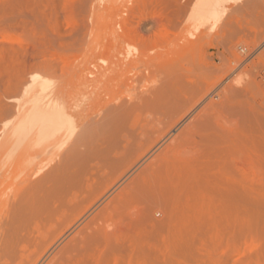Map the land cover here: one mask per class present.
Returning <instances> with one entry per match:
<instances>
[{"label": "rangeland", "instance_id": "374dc122", "mask_svg": "<svg viewBox=\"0 0 264 264\" xmlns=\"http://www.w3.org/2000/svg\"><path fill=\"white\" fill-rule=\"evenodd\" d=\"M37 71L41 81L52 82L53 93L75 106L82 129L85 120L90 126L85 124L81 134L78 128L68 144L73 158L69 154L67 191L55 193V207L35 214L37 220L34 215L27 224L25 217L16 219V245L27 248L21 246V257L14 253L6 258L18 264H42L52 254L60 255L61 264H98L102 259V264H264V0H0L3 126L22 95L23 80ZM134 82L138 91L148 86L143 90L150 96L144 97L154 93L153 100L140 98L142 90L140 106L133 101L132 109L96 124L97 115L104 117L108 105L118 104L124 86ZM131 89L123 100L135 96ZM151 101L156 102L149 106ZM22 162L5 157L0 164V201L7 200L0 205L4 225L12 215L7 203L16 192ZM88 166L89 171L81 170ZM30 226L35 239L23 242Z\"/></svg>", "mask_w": 264, "mask_h": 264}, {"label": "bare ground", "instance_id": "6f19581e", "mask_svg": "<svg viewBox=\"0 0 264 264\" xmlns=\"http://www.w3.org/2000/svg\"><path fill=\"white\" fill-rule=\"evenodd\" d=\"M96 1V0H95ZM99 1V0H98ZM103 2H105V1H103ZM123 2V1H122ZM128 2H130V1H128ZM127 3V2H126ZM96 4L97 5H100L98 2H96ZM102 5H104V4H102ZM120 5V4H119ZM103 8V7H102ZM12 38H14V37H12ZM123 61V60H122ZM139 61H140V59H139ZM139 61L137 60V66H140V63H139ZM120 62H121V59H120ZM128 62H129V60H128ZM128 62L126 63V65L129 67L130 65H128ZM133 64H131V65H134V64H136V62L133 60ZM129 63H131V60H130V62ZM124 64V63H123ZM87 66V65H86ZM122 66V65H121ZM126 67V66H125ZM131 67H133V66H130V68ZM87 68H89V67H87ZM134 68H136V67H134ZM85 69V68H84ZM90 69V68H89ZM94 70V69H93ZM127 70V69H126ZM131 70H132V68H131ZM129 71V70H128ZM36 72V71H35ZM33 73L32 75L30 74V76H31V79H25V80H23V84H22V90L20 91L21 93H22V95H21V97L20 98H18L19 100L17 101V99H16V101L17 102H15V105H14V107H15V109L14 110H12V112H8L9 113V117H10V119L9 120H7V121H5L4 120V126H3V134H4V140L2 141V144L0 145V164H1V162L5 159V157H7V158H15L16 160H22L23 162L22 163H20V165L22 164V166H21V168L19 169V170H21L22 172H19V173H22V175L20 176V179L18 178H16L17 180H19L18 181V183H17V186H16V192L13 194V196H12V194L11 193H9V194H11V198L8 200V203H7V206H8V204H9V207L11 206V212H12V215H10L9 216V218L7 219V221H6V217L5 218H3L5 221H6V223H5V225H4V223L3 222H0L1 223V225H2V223H3V227H2V229L0 230V264H18V263H15V262H13V261H11L12 259L10 258V259H8V258H6L7 256H11V254H14V253H18V256L17 257H21L22 255H24L23 253H21V252H23V250H21V246L23 245V244H21V246H20V249H18V246L16 245L17 243V241L20 239V238H18V234H20V232H18V230H19V227H18V225L16 224V219L17 218H19V217H25L26 218V224H27V222H29L28 221V219L31 217L32 218V215H34V220H37V218H36V216H35V214H37V213H41L42 211H44V210H48V208L49 207H55V205H54V201H52V198L54 197L53 195L55 194V193H58L57 195H60V193H65L66 191H67V183H68V177L70 176V172L68 173V171H69V167H70V160H69V150H70V147H68V144L70 143V141H72V139H73V137H75V135L77 134V130H78V128H80V129H82V127H81V121H80V117H78L77 115H79L80 116V114L78 113L77 115H75L74 113L76 112L75 110V106H73V108L70 106V105H67L66 104V102H65V100L63 99V97L62 96H58L59 95V93H58V95H56L55 93H53V91H52V87H53V85H52V82L50 83V82H48V80H43V81H41L40 80V75H39V72H38V74L37 73ZM85 73V72H84ZM88 73H90V72H88ZM142 73H144V72H142ZM28 74V75H29ZM91 74V73H90ZM27 75V76H28ZM139 75V74H138ZM84 76V75H83ZM144 77H145V74L143 75ZM29 77V76H28ZM87 77V76H86ZM89 78H90V76H89ZM137 78H139V77H137ZM141 78V77H140ZM138 79V82L139 83H141V79ZM146 78V77H145ZM84 79V78H83ZM88 79V78H87ZM91 79V78H90ZM53 80V79H52ZM49 81H50V78H49ZM137 81V80H136ZM142 81H143V79H142ZM55 82V81H54ZM127 82V81H126ZM129 82V81H128ZM147 82V81H146ZM134 83H136V84H134ZM134 83H131V88H136L137 86L136 85H138V83L137 82H134ZM52 85V87H51V85ZM97 84V83H96ZM133 84V85H132ZM94 85H95V83H94ZM93 85V86H94ZM102 85V84H101ZM106 85V84H105ZM119 85V84H118ZM117 85V86H118ZM124 85H125V82H124ZM140 85V84H139ZM143 85H144V83H143ZM92 86V87H93ZM99 86V85H98ZM103 86V85H102ZM102 86H99L98 88L100 89V87H102ZM116 86V85H115ZM116 86V87H117ZM135 86V87H134ZM142 86V85H141ZM141 86H140V88H141ZM108 87V86H107ZM119 87V86H118ZM118 87H117V89H118ZM124 87H126V91H125V89H124V91H120L121 92V98H119V101H118V104H116V105H114L113 103V105L111 104V106L110 105H108L109 106V108L108 109H106V111L104 112V117L102 116V118H100L99 117V115H97L98 116V118H97V120L95 121V123L96 124H98V123H100V121L102 122L104 119V122H106L107 120L106 119H110V118H112L114 115H116V113L115 112H118V114L120 113V111L121 110H129V108L130 109H132V106L131 105H134L136 102H137V97L138 96H140V93L139 92H142V90L143 89H148V86L147 87H145V88H141L142 90H136V89H138V88H136V89H134V91H136V93L134 94L135 96H136V98H134V97H132V95H131V97H130V100L131 101H129L128 100V98L127 97H125L124 98V100L122 99L123 97H124V95L126 96V94L124 93V92H127V89H128V94H130V93H133V92H129V90H132L130 87H128V85L126 84V86H124ZM21 88V87H20ZM96 88H97V85H96ZM97 88V89H98ZM139 88V89H140ZM150 88V87H149ZM57 89V88H56ZM59 89V88H58ZM57 89V90H58ZM95 89V88H94ZM116 89V90H117ZM56 90V91H57ZM101 90H102V88H101ZM119 90H121V89H118V92H119ZM87 91V90H86ZM96 91V90H95ZM146 90H143V92H145ZM60 92V91H59ZM106 92V91H105ZM104 92V93H105ZM116 93H117V91H115ZM115 92H114V95H113V97L115 96ZM147 92H150V90L149 91H147ZM20 93V94H21ZM62 93V92H61ZM83 93V92H82ZM123 93H124V95H123ZM151 93H152V91H151ZM19 94V95H20ZM71 94V93H70ZM69 94V95H70ZM73 94V93H72ZM89 94V93H88ZM87 93H86V95H88ZM109 94V93H108ZM118 94V93H117ZM145 94H147L146 92L145 93H143V95H141L140 96V98H142V99H145V97L144 96H150V95H145ZM154 94V93H153ZM152 94V95H153ZM152 95H151V97H148V99H145V100H149L150 98V100H153L152 99ZM80 96V95H79ZM94 96V95H93ZM110 96V95H109ZM123 96V97H122ZM130 96V95H129ZM143 96V97H142ZM74 97V96H73ZM81 97H83V96H81ZM110 97H112V96H110ZM117 97H119V96H117ZM94 98V97H93ZM127 98V99H126ZM133 98L134 99H136V100H133ZM140 98H138V101H140V102H137L138 103V105L140 104V103H142V102H144V101H142ZM147 98V97H146ZM154 98L156 99V98H158L157 96H156V94L154 95ZM75 99V98H74ZM77 99V98H76ZM83 99V98H82ZM112 99H114V98H112ZM116 99H118V98H115V100ZM122 99V100H121ZM140 99V100H139ZM93 100V99H92ZM109 100V99H108ZM121 100V101H120ZM125 100H127V102L125 101ZM135 103H134V102ZM81 102V101H80ZM97 102V101H96ZM107 102H109V101H107ZM112 102V101H111ZM110 102V103H111ZM114 102V101H113ZM119 102L121 103V104H119ZM122 102H126V103H128V104H124V105H122L123 103ZM147 102V101H146ZM153 102H156V101H153ZM152 101L150 102L151 104L149 105L148 103V105L149 106H152L153 103ZM71 103V102H70ZM72 103H73V101H72ZM77 103H78V101H77ZM75 104V103H74ZM93 104H94V102H93ZM146 104V103H145ZM73 105V104H72ZM87 105V104H86ZM136 105V104H135ZM138 105H137V107H138ZM141 105H143V104H141ZM154 105H155V103H154ZM80 106H82V105H79L78 107H80ZM100 106V105H99ZM140 106V105H139ZM101 107V106H100ZM142 107V106H141ZM141 107H140V109H141ZM81 108V107H80ZM133 108H135L136 109V107H133ZM145 108V107H144ZM143 108V109H144ZM147 109H148V106L146 107ZM152 108V107H151ZM154 108V107H153ZM152 108V109H153ZM72 109H75L74 111L72 110ZM86 109H88L87 107H86ZM90 109V108H89ZM93 109V108H92ZM151 109V110H152ZM142 110V109H141ZM7 111V110H6ZM77 111H79V110H77ZM89 111V110H88ZM91 111V110H90ZM102 111H103V109H102ZM102 111H100V112H102ZM131 111H133V110H131ZM154 111V110H153ZM152 111V112H153ZM157 111V110H156ZM98 112V111H97ZM123 112H125V111H123ZM6 113V112H5ZM99 113V112H98ZM122 113V112H121ZM141 113H143V112H141ZM85 114H88V113H85ZM100 114V113H99ZM123 114V113H122ZM128 113L126 112V115H127ZM131 114V113H130ZM136 114V113H135ZM156 114H158V113H156ZM94 115V114H93ZM133 115V114H132ZM143 115V114H142ZM148 115V114H147ZM88 116V115H87ZM92 116V115H91ZM86 117V116H85ZM95 117V116H94ZM118 117V116H117ZM128 117V116H127ZM129 117H130V115H129ZM132 117V116H131ZM131 117H130V119H131ZM91 118V117H90ZM104 118V119H103ZM119 118V117H118ZM87 119V118H86ZM122 119H123V117H122ZM138 119H141L140 117L138 118ZM137 119V120H138ZM89 120H91V119H89ZM153 120V119H152ZM158 120V119H157ZM84 121V120H83ZM86 121V120H85ZM85 121H84V126H86L85 124H87V122L85 123ZM112 121V120H111ZM121 121V120H120ZM128 121V120H127ZM131 121V120H130ZM139 121V120H138ZM137 121V122H138ZM142 121V120H141ZM103 122V123H104ZM113 122V121H112ZM111 122V123H112ZM119 122V121H118ZM123 122V121H122ZM148 122V121H147ZM156 122V121H155ZM158 122V121H157ZM162 122V121H161ZM2 123H3V121H2ZM102 123V124H103ZM127 123V122H126ZM138 123H140V122H138ZM149 123V122H148ZM148 123H146V124H148ZM108 124V123H107ZM122 124V123H121ZM160 124V123H159ZM88 126H90L89 125V123L87 124ZM105 125V124H104ZM109 125V124H108ZM113 125V124H112ZM118 125V124H117ZM134 125V124H133ZM140 125V124H139ZM144 125V124H143ZM160 125H162V124H160ZM169 125V124H168ZM174 125H176V124H174ZM178 125V124H177ZM83 126V129L85 130L86 129V127H88V126H86V127H84ZM96 126V125H95ZM97 126H99V125H97ZM122 126V125H121ZM145 126V125H144ZM106 127V126H105ZM110 127V126H109ZM116 127H118V126H116ZM127 127V126H126ZM136 127H137V125H136ZM142 127V126H141ZM166 127V126H165ZM185 127H187V126H185ZM184 127V128H185ZM91 129H93V126L91 125V127H90ZM100 128V127H99ZM99 128L97 127L96 128V131H99ZM107 128V127H106ZM147 128V127H146ZM153 128V127H152ZM174 128H176V127H174ZM79 129V130H80ZM83 129L82 130H78L79 132V134H81L82 133V131H83ZM90 129V130H91ZM108 129V128H107ZM116 129V128H115ZM151 129V128H150ZM186 129V128H185ZM1 130H2V128H1ZM88 130H89V128H87V131H86V133L88 132ZM113 130V129H112ZM144 130H145V127H144ZM147 130H148V128H147ZM154 130H155V128H154ZM162 130V129H161ZM160 130V131H161ZM165 130V129H164ZM92 131V130H91ZM105 131H107V130H105ZM119 131H121V130H119ZM170 131V130H169ZM179 131H180V129H179ZM116 132V131H115ZM147 132V131H146ZM151 132V131H150ZM173 132H175V131H173ZM185 132V131H184ZM85 133V134H86ZM91 135H92V133H93V135L92 136H94V131H92V133L91 132H89ZM96 133V132H95ZM118 133V132H117ZM133 133H134V131H133ZM0 134H1V136H2V133L0 132ZM97 134V133H96ZM105 134V133H104ZM107 134V133H106ZM114 134H116V133H114ZM135 134V133H134ZM145 134V133H144ZM149 134V133H148ZM160 134V133H159ZM166 134V133H165ZM182 134H184V133H182ZM181 134V135H182ZM88 135V134H87ZM118 135V134H117ZM168 135V134H167ZM178 135V134H177ZM180 135V134H179ZM180 135V136H181ZM184 135H186V134H184ZM220 135V134H219ZM0 136V137H1ZM86 135H84V137H85ZM90 135H88V137H89ZM97 136H99V135H97ZM105 136V135H104ZM107 136V135H106ZM110 136V135H109ZM137 136H138V134H137ZM145 136V135H144ZM159 136V135H158ZM3 137V136H2ZM77 138H76V140H75V144H77V141H78V136H76ZM83 137V138H84ZM100 137V136H99ZM99 137H98V139H99ZM125 137V136H124ZM170 137H172L171 136V134H170ZM176 137V136H175ZM187 136H185V138H186ZM82 137H80V140H82L81 139ZM93 137H91V139H92ZM105 138V137H104ZM115 138H116V136H115ZM129 138V137H128ZM141 138V137H140ZM153 138H154V136H153ZM177 138V140H178V137H176ZM223 138V137H222ZM75 139V138H74ZM85 139H86V137H85ZM87 139H89V138H87ZM97 139V138H96ZM95 139V140H96ZM172 139V138H171ZM220 139V138H219ZM79 140V142L78 143H80V142H82V141H80ZM93 141V140H91L92 142H96V141ZM175 141H176V139H174ZM88 141V140H87ZM116 141V140H115ZM114 141V142H115ZM122 141V140H121ZM132 141V140H131ZM182 141H184V139L182 140ZM185 141H187V139L185 140ZM89 142V141H88ZM156 142V141H155ZM163 142H164V140H163ZM174 142V141H173ZM181 141H179V143H180ZM85 143V142H84ZM91 143V142H90ZM159 143V142H158ZM161 143V142H160ZM176 143H177V141H176ZM178 143V144H179ZM82 144V143H81ZM88 144V143H87ZM113 144V143H112ZM119 144V143H118ZM117 144V145H118ZM165 144V143H164ZM171 144H173V143H171ZM181 144V143H180ZM72 145H74V144H72ZM84 145V144H83ZM90 144H88V146H89ZM94 145H96V144H94ZM100 145V144H99ZM108 145V144H107ZM122 145V144H121ZM137 145V144H136ZM170 145V144H169ZM77 146V145H76ZM85 146H86V144H85ZM84 146V147H85ZM97 146V145H96ZM112 146V145H111ZM119 146V145H118ZM182 146V145H181ZM78 147V146H77ZM83 147V148H84ZM100 147V146H99ZM144 147V146H143ZM153 147V146H152ZM156 147H158V146H156ZM155 147V148H156ZM161 147H163V146H161ZM174 147V146H173ZM74 148V147H73ZM86 148V147H85ZM90 148V147H89ZM97 148V147H96ZM96 148H93V149H96ZM103 148V147H102ZM105 148V147H104ZM107 148V147H106ZM105 148V149H106ZM128 148V147H127ZM133 148V147H132ZM80 149V148H79ZM78 149V150H79ZM82 149V148H81ZM87 149V148H86ZM91 149V148H90ZM110 149H111V147H110ZM161 149V148H160ZM160 149H158L157 148V150L158 151H160ZM164 149V148H163ZM100 150H101V148H100ZM109 150V149H108ZM162 150V149H161ZM177 150H178V148H177ZM181 150H183V149H181ZM82 152H84L85 150H81ZM118 151H120V150H118ZM151 151H154V150H151ZM175 151V150H174ZM76 152V151H75ZM74 152V153H75ZM81 152V153H82ZM86 152V151H85ZM99 152V151H98ZM102 152H104V151H102ZM106 152V151H105ZM104 152V153H105ZM110 152V151H109ZM108 152V153H109ZM116 152V151H115ZM162 152V151H161ZM169 152V151H168ZM171 153H172V150L170 151ZM89 153H92V151L90 152L89 151ZM88 153V154H89ZM145 153V152H144ZM155 153V152H154ZM76 154V153H75ZM86 154H87V152H86ZM97 154V153H96ZM99 154V153H98ZM103 154V153H102ZM102 154H100V155H102ZM116 154V153H115ZM147 154V153H146ZM180 154H182L181 152H180ZM43 156L42 158L40 157V156ZM48 155H51L50 157H48V158H46V157H44V156H48ZM53 155V156H52ZM71 155V154H70ZM90 155V154H89ZM92 155H93V153H92ZM91 155V156H92ZM95 155V154H94ZM110 155V154H109ZM151 155V154H150ZM157 156H158V154H156ZM179 155V154H178ZM186 156H187V154H185ZM72 156V155H71ZM76 157H77V155H75ZM149 156V155H148ZM148 156H147V158H148ZM170 156V155H169ZM37 157H39L40 159L36 162V161H34V159L35 158H37ZM56 157H58L57 159H55ZM80 157V156H79ZM87 157H88V155H87ZM86 157V158H87ZM100 157V156H99ZM119 157V156H118ZM146 157V156H145ZM144 157V158H145ZM155 157V156H154ZM171 157V156H170ZM72 158H73V156H72ZM95 158H97V157H95ZM103 158V157H102ZM158 158V157H157ZM161 158V157H160ZM171 158H173V157H171ZM76 159V158H75ZM77 159H78V157H77ZM82 159V158H81ZM93 159V158H92ZM91 159V160H92ZM104 159V158H103ZM109 159V158H108ZM118 159V158H117ZM120 159V158H119ZM36 160V159H35ZM87 160V159H86ZM95 160V159H94ZM116 160V159H115ZM143 160V159H142ZM156 160V159H155ZM158 160H159V158H158ZM186 160H187V158H186ZM77 161V160H76ZM80 161V160H79ZM83 161H84V159H83ZM101 161V160H100ZM118 161V160H117ZM157 161V160H156ZM160 161V160H159ZM6 162V161H5ZM72 162H74V161H71V167H73L72 166ZM80 162H82V161H80ZM174 162V161H173ZM176 162V161H175ZM182 162V161H181ZM184 162V161H183ZM188 162V161H187ZM77 163V162H76ZM85 163V162H84ZM157 163V162H156ZM189 163H191V162H189ZM74 164V163H73ZM80 164V163H79ZM86 164H87V162H86ZM93 164V163H92ZM92 164H91V166H92ZM98 164V163H97ZM152 164V163H151ZM160 164V163H159ZM170 164V163H169ZM13 165V164H12ZM88 165H90V164H88ZM156 165V168H157V164H155ZM189 165V164H188ZM79 166V168H80V165H78ZM82 166V165H81ZM94 166V165H93ZM92 166V167H93ZM148 166H150V164L148 165ZM148 166H147V168H148ZM160 166V165H159ZM171 165H169V167H170ZM176 166V165H175ZM174 166V167H175ZM8 167V166H7ZM97 167V166H96ZM129 167V166H128ZM146 167V166H145ZM144 167V168H145ZM186 167V166H185ZM2 168V167H1ZM0 168V169H1ZM19 168V167H18ZM89 168H90V166H88V170L86 169V168H82L81 167V170L83 171V169H85L86 171H89ZM151 168V167H150ZM163 168V167H162ZM172 168H173V166H172ZM179 168V167H178ZM9 169V168H8ZM15 169V168H14ZM125 169H126V167H125ZM167 169H168V167H167ZM166 169V170H167ZM185 169V168H184ZM5 170V169H4ZM4 170H2V171H4ZM16 170V169H15ZM141 170H143V169H141ZM148 170V169H147ZM152 170H154L153 168H152ZM158 170H159V168H158ZM163 170V169H162ZM164 170H165V168H164ZM175 170V169H174ZM187 170H188V168H187ZM1 171V170H0ZM6 172H7V170H5ZM5 171L3 172V173H5ZM13 171V170H12ZM77 171H78V169H77ZM85 171V172H86ZM149 171H150V169H149ZM154 171H156V170H154ZM182 171V170H181ZM186 171V170H185ZM11 172V171H10ZM76 172V171H75ZM74 172V173H75ZM85 172H83L84 174H85ZM122 172H124V171H122ZM162 172V171H161ZM163 172H165V171H163ZM174 172V171H173ZM1 173V172H0ZM15 173V172H14ZM74 173H72V174H74ZM82 173V174H83ZM87 173V172H86ZM90 173V172H89ZM144 173V172H143ZM156 173H157V171H156ZM2 174V173H1ZM68 174H69V176H68ZM77 174H78V172H77ZM151 174V173H150ZM149 174V175H150ZM182 174V173H181ZM14 175H17V173H15ZM76 175V174H75ZM75 175L73 176L72 175V177L74 178L75 177ZM81 175V174H80ZM143 175H146V174H143ZM152 175V174H151ZM151 175H150V177H151ZM159 175H160V172H159ZM164 175H165V173H164ZM4 176H6V175H4ZM18 176V175H17ZM16 176V177H17ZM133 176V175H132ZM136 176V175H135ZM168 176V175H167ZM83 177V176H82ZM146 177V176H145ZM166 177V176H165ZM177 177V176H176ZM6 178V177H5ZM12 178H14V177H12ZM70 178V177H69ZM131 178V177H130ZM129 178V179H130ZM136 178V177H135ZM138 178V177H137ZM152 178V177H151ZM158 178V177H157ZM162 178V177H161ZM3 178H1V176H0V180H2ZM15 179V178H14ZM14 179H13V181H14ZM15 179V180H16ZM72 179V178H71ZM79 179V178H78ZM84 179V178H83ZM132 179H133V177H132ZM146 179H148L147 177H146ZM166 179H167V177H166ZM173 179H175V178H173ZM172 179V180H173ZM8 180V179H7ZM17 180H16V182H17ZM77 180V179H76ZM85 180H87V179H85ZM123 180V179H122ZM142 180V179H141ZM12 181V182H13ZM12 182H10L11 184H12ZM74 182V181H73ZM78 182V181H77ZM76 182V183H77ZM81 182V181H80ZM79 182V183H80ZM85 182V181H84ZM83 182V183H84ZM114 182V181H113ZM133 182V181H132ZM138 182L140 183V181L138 180ZM161 182H163V181H161ZM88 183V182H87ZM117 183V182H116ZM134 183V182H133ZM132 183V184H133ZM137 183V182H136ZM78 184V183H77ZM85 184V183H84ZM83 184V185H84ZM141 184V183H140ZM4 185V184H3ZM3 185H1L0 184V187H3ZM16 185V184H15ZM135 185V184H134ZM137 185V184H136ZM11 186V185H10ZM14 186V185H13ZM68 186H70V185H68ZM77 187H78V185H76ZM87 186H88V184H87ZM86 186V187H87ZM133 186V185H132ZM138 186V185H137ZM136 186V187H137ZM140 186V185H139ZM143 186V185H142ZM12 187V186H11ZM73 187V186H72ZM79 187H80V185H79ZM141 187V186H140ZM139 187V188H140ZM176 187H177V185H176ZM7 188V187H6ZM135 188V187H134ZM221 188V186L219 187V189ZM68 189H70V188H68ZM122 189V188H121ZM124 189H125V187H124ZM3 190H4V188H3ZM6 190H8V189H6ZM66 190V191H65ZM123 190V189H122ZM217 190V189H216ZM215 190V191H216ZM222 190H224V189H222ZM2 191V190H1ZM12 191H14L13 189H12ZM215 191H212V192H215ZM218 191V190H217ZM227 191V190H226ZM225 191V192H226ZM8 192V191H7ZM228 192V191H227ZM76 193V192H75ZM74 193V194H75ZM216 193V192H215ZM223 193V192H222ZM62 194V195H63ZM71 194V193H70ZM217 194V193H216ZM226 193H224L223 194V196L225 195ZM2 195V194H1ZM4 195V194H3ZM221 194L219 193V196H220ZM5 196V195H4ZM56 196V195H55ZM66 196V195H65ZM123 196V195H122ZM124 196H125V192H124ZM227 197H228V195H226ZM3 197V196H2ZM10 197V196H9ZM114 198H115V196H113ZM116 197H118V196H116ZM123 198V197H122ZM6 199V197H4V200L3 201H0V205L2 206L3 205V203H4V205H6L5 203H6V201L7 200H5ZM58 199L60 200V197H58ZM71 199H73V198H71ZM205 199V198H204ZM220 199V198H219ZM115 200V203L117 202L116 201V199H114ZM113 200V201H114ZM118 200V199H117ZM123 200V199H122ZM63 201V200H62ZM74 201H75V199H74ZM110 201H112V200H110ZM212 201V200H211ZM223 201H225V200H223ZM227 201V200H226ZM1 202H2V204H1ZM55 202H56V200H55ZM67 202V201H66ZM122 202V201H121ZM120 202V204L119 205H121L122 203ZM123 202H124V200H123ZM215 202V201H214ZM51 203V204H50ZM61 204H63V203H61ZM61 204H58L57 205V207L59 206H61ZM73 203H71V205H72ZM75 204V203H74ZM110 204V203H109ZM113 204V203H112ZM211 204V203H210ZM64 205V204H63ZM68 205V204H67ZM66 205V206H67ZM223 205V204H222ZM258 205V204H257ZM7 206H3V207H5V209H7V211H8V209L9 208H6ZM110 206V205H109ZM116 206H117V204H116ZM233 206V205H232ZM245 206V205H244ZM253 206V205H252ZM264 206V205H263ZM56 207V208H57ZM98 207V206H97ZM104 207H105V205H104ZM119 207V206H118ZM255 207L256 206H254V209H255ZM109 208V207H108ZM115 208V207H114ZM263 207H261V209H262ZM213 209V208H212ZM244 209V208H243ZM264 209V208H263ZM4 210V209H3ZM98 210V209H97ZM100 210V209H99ZM102 210V209H101ZM112 210V209H111ZM235 210V209H234ZM240 210H241V208H240ZM248 210V209H247ZM256 210V209H255ZM258 210V209H257ZM1 211H2V208H1ZM6 211V210H5ZM5 211H3V212H5ZM48 211H51L50 210V208H49V210ZM58 211H59V209H58ZM61 211V210H60ZM71 211V210H70ZM225 211V210H224ZM223 211V212H224ZM239 211V210H238ZM243 211V210H242ZM46 212V211H45ZM62 212V211H61ZM66 212V211H65ZM105 212V211H104ZM214 212V211H213ZM251 212V211H250ZM8 213H9V211H8ZM47 213V212H46ZM50 213V212H49ZM63 214H64V212H62ZM100 212H98V214H99ZM106 213V212H105ZM104 213V214H105ZM244 213V212H243ZM242 213V214H243ZM43 214V213H42ZM88 214H89V212H88ZM95 214V213H94ZM93 214V215H94ZM241 214V213H240ZM259 214V213H258ZM41 215V214H40ZM45 215V214H44ZM65 215H67V214H65ZM85 215V214H84ZM92 215V214H91ZM203 215V214H202ZM3 216V215H2ZM6 216V215H5ZM8 216V215H7ZM42 216V215H41ZM40 216V217H41ZM88 216V215H87ZM103 216V215H102ZM259 216H260V214H259ZM4 217V216H3ZM27 217H29V218H27ZM40 217H38V218H40ZM47 217H50V216H47ZM97 217V216H96ZM108 217H109V214H108ZM200 217H202V216H200ZM212 217H214V216H212ZM36 218V219H35ZM44 218V217H43ZM42 218V219H43ZM101 218V217H100ZM110 218V217H109ZM193 218V217H192ZM218 218V217H217ZM0 219H2L1 217H0ZM32 219V220H33ZM48 219V218H47ZM46 218L44 219V220H46V222L48 221V220H50V219H48L47 220ZM63 219V218H62ZM94 219H95V217H94ZM222 219H223V217H222ZM259 219V218H258ZM20 220V219H19ZM22 220H24V219H22ZM32 220H31V222H32ZM52 220V219H51ZM92 220V221H91ZM90 221L91 222H93L94 220L93 219H91ZM102 221L104 220V218L103 219H101ZM255 220H256V218H255ZM261 220V219H260ZM264 220V219H263ZM39 221H40V219H39ZM85 221V220H84ZM95 221H96V219H95ZM100 221V220H99ZM104 221H107V220H104ZM199 221V220H198ZM18 222V221H17ZM24 221H20V226H21V224L23 223ZM36 221H33V223H35ZM38 222V221H37ZM40 222H42V221H40ZM44 222V221H43ZM49 222V221H48ZM47 222V223H48ZM98 222V221H97ZM97 222H95V223H97ZM111 222H112V220H111ZM210 222H211V220H210ZM259 222V221H258ZM45 223V222H44ZM43 223V224H44ZM90 223V222H89ZM104 223V222H103ZM208 223H209V221H208ZM218 223H219V221H218ZM32 224V223H31ZM46 224V223H45ZM44 224V225H45ZM85 224V223H84ZM97 224H99V226L100 225H102V224H100V223H97ZM109 224H111V223H109ZM109 224L107 225V227L109 226ZM205 224V223H204ZM263 224H264V222H263ZM23 225V224H22ZM25 225V224H24ZM43 225V226H44ZM48 225V224H47ZM261 225V224H260ZM26 226V225H25ZM25 226H22V228H24ZM32 226H33V224H32ZM37 226V225H36ZM35 226V227H36ZM40 226H42V223L40 224ZM43 226H42V228H43ZM99 226H98V228H99ZM103 226H104V224H103ZM0 227V228H1ZM38 227H39V225H38ZM192 227V226H191ZM257 227V226H256ZM22 228H21V230H22ZM26 228V227H25ZM37 228V227H36ZM40 228V227H39ZM45 228H46V225H45ZM92 228V227H91ZM101 228V227H100ZM99 228V229H100ZM110 228V227H109ZM29 229V228H28ZM31 229V230H30ZM30 229H29V231H25L24 233H23V235L21 236V237H24V238H21V240H23V242L25 241V239H27L28 237H32L33 239H31V238H29L30 240H34L35 239V237H33L34 236V234L32 235V233L31 232H34L35 230L34 229H32V227L30 226ZM41 229V228H40ZM112 229V228H111ZM125 229V228H124ZM261 229V228H260ZM32 230H34V231H32ZM37 230H38V228H37ZM92 230H93V228H92ZM96 230H98V229H96ZM114 230V229H113ZM179 230H180V228H179ZM23 231H24V229H23ZM40 232V231H39ZM51 232V231H50ZM41 234V233H40ZM111 234V233H110ZM39 235V234H38ZM40 236V235H39ZM46 236V235H45ZM135 237V236H134ZM37 238V237H36ZM40 238V237H39ZM38 239V238H37ZM46 239H47V237H46ZM138 238H136V240H137ZM30 240H28L29 242H30ZM134 240V239H133ZM135 240V241H136ZM20 241V240H19ZM27 241V240H26ZM27 241V242H28ZM37 241V240H36ZM182 241V240H181ZM181 241H180V243H181ZM33 242V241H32ZM65 242V241H64ZM20 243V242H19ZM18 243V244H19ZM35 243V242H34ZM41 243H42V241H41ZM41 243H40V245H41ZM47 243V242H46ZM177 243V242H176ZM28 244H30V246L32 247V245H34L33 243L31 244V243H28ZM43 244V243H42ZM70 244V243H69ZM183 244V243H182ZM36 245V244H35ZM184 245V244H183ZM16 246H17V248H16ZM23 246H25L26 248H27V246L26 245H23ZM139 246V245H138ZM180 246H182V245H180ZM30 247V248H31ZM36 247H37V245H36ZM42 247V246H41ZM171 247V246H170ZM25 248V249H26ZM29 248V249H30ZM45 248V247H44ZM183 248V247H182ZM181 248V249H182ZM185 248V247H184ZM184 248H183V250H184ZM60 249V248H59ZM58 249V250H59ZM64 249V248H63ZM67 249V248H66ZM142 249V248H141ZM140 249V250H141ZM17 250V251H16ZM62 250V249H61ZM170 250V249H169ZM19 251V252H18ZM36 251V250H35ZM34 251V252H35ZM38 251V250H37ZM51 251H53V249L51 250ZM55 251V250H54ZM143 251V250H142ZM144 251H145V249H144ZM143 251V252H144ZM177 251H178V249H177ZM190 251V250H189ZM27 252H28V250H27ZM62 252H64L63 250H62ZM194 252V251H193ZM30 253V252H29ZM56 253V252H55ZM141 253V252H140ZM145 253V252H144ZM26 254V253H25ZM51 254H52V252H51ZM59 254V253H58ZM66 253L64 252L63 253V256H62V259L64 258L65 259V257H66V255H65ZM135 254V253H134ZM172 254H173V252H172ZM193 254H195V253H193ZM197 254V253H196ZM35 255V254H34ZM65 255V256H64ZM174 255V257L177 255V258H180L181 256H179L178 257V254H173ZM13 256V255H12ZM43 256V255H42ZM41 256V257H42ZM50 256V255H49ZM103 257V254H101L100 255V257ZM141 256V255H140ZM186 256H189V255H186ZM194 256V255H193ZM196 256V255H195ZM24 257V256H23ZM59 257H60V255L59 256H57V254H52L50 257H48V259L47 260H45V262L44 263H42V264H61V262L58 260L59 259ZM101 257V258H102ZM204 257V256H203ZM236 257V256H235ZM12 258H14V257H12ZM32 258V257H31ZM100 258V259H101ZM171 258V257H170ZM33 259V258H32ZM21 260H22V258H21ZM23 260H24V258H23ZM26 260V259H25ZM30 260V259H29ZM35 260V259H34ZM39 260V259H38ZM103 260V259H102ZM102 260H99L100 262V264H102ZM151 260H152V258H151ZM155 260V259H154ZM27 261V260H26ZM32 261V260H31ZM64 261V260H63ZM185 261V260H184ZM19 262V261H18ZM148 262V261H147ZM166 262V261H165ZM24 263V262H23ZM22 263V264H23ZM37 263V262H36ZM35 263V264H36ZM98 263V264H99ZM167 263V262H166ZM169 263V262H168ZM167 263V264H168ZM25 264H26V262H25ZM154 264V263H153ZM163 264V263H162Z\"/></svg>", "mask_w": 264, "mask_h": 264}, {"label": "clouds", "instance_id": "9594fccd", "mask_svg": "<svg viewBox=\"0 0 264 264\" xmlns=\"http://www.w3.org/2000/svg\"><path fill=\"white\" fill-rule=\"evenodd\" d=\"M156 214H157L158 216L160 215V213H159V212H157Z\"/></svg>", "mask_w": 264, "mask_h": 264}]
</instances>
